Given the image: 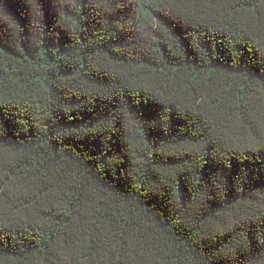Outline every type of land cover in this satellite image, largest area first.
Masks as SVG:
<instances>
[{
  "label": "trees",
  "instance_id": "1",
  "mask_svg": "<svg viewBox=\"0 0 264 264\" xmlns=\"http://www.w3.org/2000/svg\"><path fill=\"white\" fill-rule=\"evenodd\" d=\"M0 264H264V0H0Z\"/></svg>",
  "mask_w": 264,
  "mask_h": 264
}]
</instances>
